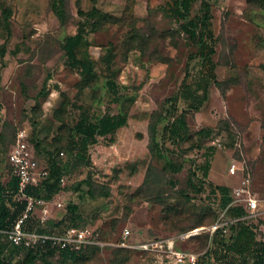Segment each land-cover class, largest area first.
I'll return each instance as SVG.
<instances>
[{
	"label": "rangeland",
	"instance_id": "374dc122",
	"mask_svg": "<svg viewBox=\"0 0 264 264\" xmlns=\"http://www.w3.org/2000/svg\"><path fill=\"white\" fill-rule=\"evenodd\" d=\"M52 1L0 0V183L10 178L8 153L23 129L28 143L38 145L39 165L47 166L51 151L67 176L53 199L62 206L51 202L44 224L75 204L77 225L97 233L100 244L36 264H157V257L114 244L124 227L137 242L185 235L216 220L229 226L225 234L191 232L177 248L203 253L200 264L250 263L264 246V232L253 224H264V0H192L188 12L178 0H63L62 18ZM205 4L209 17L201 26ZM79 23L85 30L78 55L86 52L92 64L86 73L68 64L63 49ZM192 23L194 37L187 32ZM203 41L213 50L210 62L200 52ZM81 113L91 121L127 117L112 142L98 137L89 147L96 162L88 165L70 151ZM180 114L187 128L173 135L169 129ZM154 125L149 152L148 126ZM200 128L210 134L199 136ZM232 161L235 175L227 172ZM204 165L208 174L201 177L196 170ZM242 176L259 206L240 220L256 227L240 252L233 206L219 204L209 189L227 185L231 193Z\"/></svg>",
	"mask_w": 264,
	"mask_h": 264
},
{
	"label": "trees",
	"instance_id": "16d2710c",
	"mask_svg": "<svg viewBox=\"0 0 264 264\" xmlns=\"http://www.w3.org/2000/svg\"><path fill=\"white\" fill-rule=\"evenodd\" d=\"M191 1L192 0H178V4L183 11L188 12L190 9ZM62 5L63 0L52 1V10L58 18L63 17ZM204 8L205 11L201 17V26L202 24H204V22H206L209 17L208 6L206 4L204 5ZM179 10L180 9L176 8V12L181 14ZM85 15L87 16V14ZM89 16H91L90 13ZM84 30V23H79L76 32L72 35H67L64 38L63 49L65 51L68 64L70 66L78 67L81 72L86 73L91 70L92 64L89 61L86 52H84L83 56L81 57L78 55L80 46L83 43ZM195 30L196 26L194 23L193 28H190V30H187V32H189V34L194 37ZM206 43V41L202 42L200 52L202 53L203 59L207 62H210L209 56L213 52V50L211 47L205 49L206 46L209 47V45H206ZM210 71H213L212 65ZM204 76L205 75H203V80H205L204 85L200 87L202 88L203 92L202 98H204V96L206 95L207 79ZM106 84L109 88L115 87V84L110 80H107ZM198 100L200 104L202 102V99ZM126 123L127 117L122 113L104 114L97 118L95 121L89 120L84 115V113H81V116L74 125L70 151L73 152L74 157L80 160H84L86 165H88L91 163L88 156V149L90 146L98 143V137H107V135H109L108 138L112 142L115 130L121 126L126 125ZM186 128L187 124L185 116L184 114H180L175 118V121L171 124L169 132L173 135H179ZM196 134H198L199 136H206L210 134V130L200 128L196 131ZM155 136L156 125L151 127L148 126L147 148L149 152H153L151 143ZM34 148L33 149L35 152L40 151L36 143ZM46 161V167L48 169L47 177L42 179V181L37 186L29 187L27 189V193L33 195H50L52 193H57L64 188L60 187L58 183V178L63 173V165H61L56 160L55 154H53V152L51 151L46 152ZM174 170L176 171L178 170V168H174ZM198 172L201 174V177H206L208 174V165L199 167L196 170V173ZM91 174L87 173V176L84 180L90 181L92 179ZM209 190L212 195H215L217 197L219 204L226 205L230 202L231 196L229 193V187L227 185H213L210 186ZM87 192H90L89 189ZM17 194V178L10 174V178L6 183H0V264H36V261L43 260L46 257L55 254L56 250L48 249L47 251H44L42 253L33 252L31 250H24L18 247L13 250L8 248L7 243L4 241L3 235L1 233V231L9 230L12 227L14 221L18 218V216L22 213L24 209V201L18 198ZM230 210L231 214L236 217L235 219H238V227L236 229L234 243L237 247L239 246V251L242 252L245 250V248H247V246L252 240V228L249 225L240 221L245 216V211L242 209V207L233 206ZM78 218V214L76 213V205L69 204L67 206V213L65 217L51 223V226L59 225L64 221H67V223L71 225H77L76 220H78ZM84 250L77 252L60 250L57 255L62 259H71ZM246 264H264V246H261L256 249L254 253V259L250 263Z\"/></svg>",
	"mask_w": 264,
	"mask_h": 264
},
{
	"label": "built area",
	"instance_id": "2783aa9c",
	"mask_svg": "<svg viewBox=\"0 0 264 264\" xmlns=\"http://www.w3.org/2000/svg\"><path fill=\"white\" fill-rule=\"evenodd\" d=\"M217 145L220 146V143L218 142ZM60 154L62 155L63 152L60 151ZM8 160L11 169L10 174L17 178L18 198L24 201V209L14 221L12 227L9 230L1 231L8 248L15 250L18 247L37 253L54 249L56 250L55 254H58L60 250L77 252L86 249L91 244H100L97 233L89 227L71 225L67 221L53 226L44 224L49 204L52 202L54 206L61 207L62 203L53 200L56 193L50 195L27 193L29 187L37 186L42 179L47 177L48 169L46 166L39 165L33 147L28 143L23 129L18 130L16 133L14 143L8 153ZM237 171L236 162H230L227 167L228 174L235 175ZM66 181L67 176L62 173L58 178L60 187L63 188ZM230 196L229 206L242 207L247 215H254L258 212L259 200L251 191L249 181L244 176L241 177L239 185L232 189ZM37 208L40 209V214L35 213ZM253 224L258 226V230L264 232L263 223L258 225L257 222H254ZM204 229L211 234L220 233L223 235L227 232L229 226L216 220L208 227H197L192 230L199 233ZM252 230H256V227ZM188 233L181 236L134 242L131 240L130 230L124 227L114 244L118 247L137 249L157 257V264H200L203 253L184 251L176 246L177 240L186 238L185 236Z\"/></svg>",
	"mask_w": 264,
	"mask_h": 264
},
{
	"label": "crops",
	"instance_id": "0c3cea01",
	"mask_svg": "<svg viewBox=\"0 0 264 264\" xmlns=\"http://www.w3.org/2000/svg\"><path fill=\"white\" fill-rule=\"evenodd\" d=\"M202 85H203V84H202ZM206 89H207V88H206ZM126 125H127V123H126ZM126 125L121 126V127H119L118 129L115 130V132H114V134H113V139H114V135H115V134H118L119 131L121 132L124 128H126ZM107 136H109V135H107ZM97 147H98V146L95 145V148H97ZM88 156H89V155H88ZM89 159H90V161L93 162V163L96 162V160H95V154L93 153L92 155H90V156H89ZM133 165H134V163H133ZM133 168H134V167H133ZM113 170H114L115 172L117 171L115 168H114ZM59 192H61V190H60Z\"/></svg>",
	"mask_w": 264,
	"mask_h": 264
},
{
	"label": "bare ground",
	"instance_id": "6f19581e",
	"mask_svg": "<svg viewBox=\"0 0 264 264\" xmlns=\"http://www.w3.org/2000/svg\"><path fill=\"white\" fill-rule=\"evenodd\" d=\"M189 232H191V231H189ZM192 232H194V234L193 235H195L197 232L196 231H193L192 230ZM189 234V233H188ZM191 236V235H190ZM185 237H189V235H186Z\"/></svg>",
	"mask_w": 264,
	"mask_h": 264
}]
</instances>
